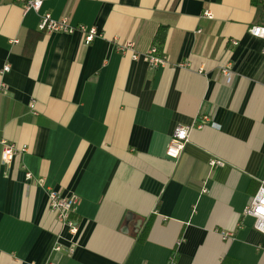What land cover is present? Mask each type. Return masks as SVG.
Listing matches in <instances>:
<instances>
[{"label":"crops","instance_id":"obj_1","mask_svg":"<svg viewBox=\"0 0 264 264\" xmlns=\"http://www.w3.org/2000/svg\"><path fill=\"white\" fill-rule=\"evenodd\" d=\"M44 13L98 35L45 33ZM254 25L264 0H44L39 13L0 0V141L19 149L5 165L0 143V264H264V234L243 217L264 181ZM127 41L167 64L122 54ZM178 125L193 128L173 161ZM50 191L77 196L75 237Z\"/></svg>","mask_w":264,"mask_h":264},{"label":"built area","instance_id":"obj_2","mask_svg":"<svg viewBox=\"0 0 264 264\" xmlns=\"http://www.w3.org/2000/svg\"><path fill=\"white\" fill-rule=\"evenodd\" d=\"M24 5V11H35L39 13L43 7L44 0H19ZM205 16L212 19V15L209 11L205 12ZM39 28L45 33L63 32L73 34L77 31L82 32L85 35V43L90 44L94 38L98 35V31L95 28L87 29L84 26L73 27L68 17L61 19H55L50 13L41 14ZM249 33L262 40V54L264 56V25H254L249 29ZM18 40H13V44H17ZM233 45H237L236 41H233ZM119 50L122 54H131L134 60L143 59L151 67L156 68L167 64V58L160 54L158 46H152L144 53H138L135 49V44L132 41H127L119 45ZM10 67L6 66L3 73L9 72ZM221 74L224 77H230L232 75L231 66L229 64L221 65ZM200 123L198 127H202ZM193 127L187 125H178L171 137L169 145L167 147V156L173 161H177L186 145L190 140V133ZM3 145L2 160L5 165H9L14 159L15 155L19 152V149L7 142L6 140L0 141ZM25 151V149H20ZM225 163L219 159H211L209 166L211 168L222 167ZM32 175L27 174V178L30 179ZM78 203V198L75 195L63 196L57 191L49 192V208L55 213L58 222L69 230L71 237H75L78 234V222L73 218V212ZM243 217L254 218V229L264 234V181H262L257 194L251 199L249 204L243 211ZM226 235L225 237H228ZM232 236V235H231ZM61 243H58L53 253H59L64 251ZM76 244L71 241V245L66 250L68 255L75 253ZM1 255V251H0ZM47 264H58L55 260L49 261ZM172 264V263H171Z\"/></svg>","mask_w":264,"mask_h":264},{"label":"trees","instance_id":"obj_3","mask_svg":"<svg viewBox=\"0 0 264 264\" xmlns=\"http://www.w3.org/2000/svg\"><path fill=\"white\" fill-rule=\"evenodd\" d=\"M161 44H163V41H161Z\"/></svg>","mask_w":264,"mask_h":264}]
</instances>
